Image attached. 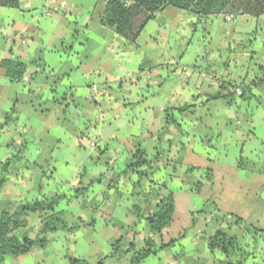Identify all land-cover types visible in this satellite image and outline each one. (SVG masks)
<instances>
[{"label":"crops","instance_id":"obj_1","mask_svg":"<svg viewBox=\"0 0 264 264\" xmlns=\"http://www.w3.org/2000/svg\"><path fill=\"white\" fill-rule=\"evenodd\" d=\"M106 4L20 0L18 9L0 7V65L11 59L28 66L21 82L0 67V177L10 161L0 214L64 196L57 210L69 226L85 225L3 264H69V255L89 264H131L133 253L110 257L113 245L122 239L125 250L133 243L139 250L147 238L160 243L145 217L168 191L176 210L161 240L183 237L143 264L223 261L208 250L217 231L236 229L249 242L258 237L245 224L250 210L240 207L244 199L264 197V82H258L264 17L199 20L170 6L132 44L102 25ZM229 85L250 87L254 99L234 92L232 100L224 98L230 91L222 87ZM187 105L192 108L179 111ZM138 149L153 162L152 179L167 190L148 180L134 188L138 176L127 167ZM134 204L144 217L137 225ZM38 229L33 216L18 235L34 238ZM255 245L264 254V240Z\"/></svg>","mask_w":264,"mask_h":264},{"label":"trees","instance_id":"obj_2","mask_svg":"<svg viewBox=\"0 0 264 264\" xmlns=\"http://www.w3.org/2000/svg\"><path fill=\"white\" fill-rule=\"evenodd\" d=\"M175 7L180 10L193 12L199 20L202 18H209L214 16L232 15L235 18L238 16H247L255 20L264 17V0H131L127 6L120 0H107L104 14L101 18L103 26L115 30V32L129 43H136L144 32L148 23L154 19L156 14L167 7ZM0 7L9 9H18L20 7V0H0ZM1 69L4 75L14 82H21L26 77L28 66L11 59H6L1 62ZM143 71V67L141 68ZM263 75L258 82H264V67H261ZM256 83V82H255ZM222 89H227L230 92L224 98L233 99L234 94L242 100H252L254 96L250 87L246 88L239 85L223 86ZM238 90L240 94L238 93ZM234 92V94H233ZM221 94L210 97V100L221 98ZM192 106H184L179 111H188ZM14 111L5 115V122L12 120ZM152 161L147 158L143 149H138L130 163L127 170H131L137 174L138 180L134 183V188H138L143 181H149L151 186H159L161 191L167 190L165 184L159 185L152 179L154 168ZM242 167V163L239 164ZM10 161H8L2 168L0 177V189L6 184L9 172ZM203 184L197 185L196 191H200ZM86 191L88 188L85 189ZM86 191L81 192L83 195ZM159 202L153 213L145 217L150 231L156 238L160 239V243L154 238H147L144 242L143 249H136L133 243L131 247L126 250L123 248V240L119 239L113 245V252L111 258H116L122 254L133 253V260L131 264H143V262L150 256H155L159 252L169 249L176 245L179 240L174 239L168 243H164L162 233L173 222L176 204L174 194L171 191L168 193H161L159 195ZM64 196H56L53 198H42L32 202L22 204L16 212H2L0 214V264L4 263L7 256L20 257L28 255L34 248L44 249L49 243V236L65 231L67 233H74L81 229L84 225L83 221H79L76 225L69 226L66 218L67 215L63 211H58L57 207ZM134 213L137 217V222L141 221L143 217L141 207L139 204H134ZM33 216L39 217V229L34 238L25 236L21 238L18 233L27 230L30 225V219ZM238 225H241L243 219L234 216ZM208 250L212 255L221 254L225 260L216 262L215 264H246L248 258L255 259L250 252H245L241 246L238 237L230 231L221 229L208 239ZM242 254L239 260H234L236 254ZM69 264H89L84 259L68 256Z\"/></svg>","mask_w":264,"mask_h":264},{"label":"rangeland","instance_id":"obj_3","mask_svg":"<svg viewBox=\"0 0 264 264\" xmlns=\"http://www.w3.org/2000/svg\"><path fill=\"white\" fill-rule=\"evenodd\" d=\"M204 196H201V198H197L198 200L204 199ZM262 205H264V197H251L250 199H244L242 203V207L244 208L245 206L250 210V213L246 216V223L248 225H253L254 229L252 233H258V237L256 238V241H247L244 240V236H239L237 234V230L233 229L231 231L232 234H235L238 237V240L241 244V246L245 249V252H250L256 257L255 259H252L251 257L246 260V264H250V262L255 261V264H261L263 258L261 257L264 254H261V252H256L257 247L256 243H258V247L261 246L263 240H264V211H262ZM206 210V213H208V210ZM68 218H66L67 221ZM22 232V231H21ZM190 232H195L191 231ZM22 238V237H21ZM191 234L190 236L187 237V239H191ZM193 247H189V250H192ZM211 255V253L209 252ZM242 254H236L234 257V260H239L241 257H239ZM187 260H185L183 263H186ZM197 263V262H196ZM191 264V263H190Z\"/></svg>","mask_w":264,"mask_h":264},{"label":"built area","instance_id":"obj_4","mask_svg":"<svg viewBox=\"0 0 264 264\" xmlns=\"http://www.w3.org/2000/svg\"><path fill=\"white\" fill-rule=\"evenodd\" d=\"M122 3H124L125 5H129L131 3V0H120ZM66 6V3L65 2H62L61 3V7H65ZM224 20L228 23H233L235 22L236 18L232 15H225L224 16ZM238 93L240 94L239 90H238Z\"/></svg>","mask_w":264,"mask_h":264},{"label":"water","instance_id":"obj_5","mask_svg":"<svg viewBox=\"0 0 264 264\" xmlns=\"http://www.w3.org/2000/svg\"><path fill=\"white\" fill-rule=\"evenodd\" d=\"M178 250H179V247H175V248L172 249V252L175 253V252H177Z\"/></svg>","mask_w":264,"mask_h":264}]
</instances>
